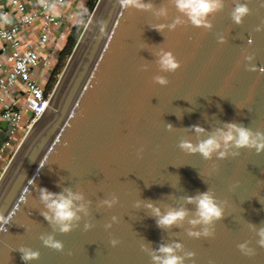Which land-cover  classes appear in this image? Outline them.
I'll use <instances>...</instances> for the list:
<instances>
[{"label":"water","instance_id":"water-1","mask_svg":"<svg viewBox=\"0 0 264 264\" xmlns=\"http://www.w3.org/2000/svg\"><path fill=\"white\" fill-rule=\"evenodd\" d=\"M8 1L0 0V15ZM145 2L156 9L166 6L168 17L135 9L122 13L117 0L98 2L49 106L1 175L0 215L11 220L7 232H0V264H23L16 251L21 246L41 253L32 264H150L140 245L155 248L171 241L196 252L195 261L187 264H264V249L246 227L247 222L264 226V204L259 202L264 203V154L242 150L239 157L209 162L178 147L183 138L196 142L192 125L207 133L226 122L264 130V32L254 31L264 21V0H251V15L241 26L230 18L233 0H225L212 31L184 24L163 34L151 26L169 24L179 13L169 0ZM104 24L105 37L100 32ZM218 34L225 36V44L218 43ZM160 48L180 62L175 74L159 72L154 53ZM248 55L255 59L247 61ZM144 66L147 70H141ZM155 75H165L169 85H155ZM167 124L176 130L167 131ZM0 127L1 147L9 127L6 122ZM232 185L238 186L230 190ZM36 186L55 193L71 188L91 201L90 216L84 218L96 225L91 231H83L82 222L69 235L53 233L65 253L74 255L54 252L39 239L52 228L41 215ZM208 188L228 201L212 239L187 237V223L162 231L143 203L153 202L162 211L185 207L191 213L194 206L182 198ZM112 194L119 203L112 209L99 207ZM112 216L118 222L106 231L103 225ZM113 237L121 241L116 248L109 243ZM245 241L257 247L255 258L237 249Z\"/></svg>","mask_w":264,"mask_h":264},{"label":"clouds","instance_id":"clouds-1","mask_svg":"<svg viewBox=\"0 0 264 264\" xmlns=\"http://www.w3.org/2000/svg\"><path fill=\"white\" fill-rule=\"evenodd\" d=\"M234 7L230 12V18L234 25H243L245 19L251 15L249 4L251 0H233ZM39 3L52 16L60 14L55 3H49L48 0H39ZM169 3L175 7L179 15L169 24H156L151 26L153 30L163 34L165 31H174L178 26L190 24L194 28L212 31L214 28L213 20L224 11L225 0H169ZM122 13L129 9H135L142 12H154L157 17L167 18L168 8L161 6L156 9L153 3L145 2V0H117ZM264 8V3L260 4ZM0 22L8 23V17L0 15ZM99 27V26H98ZM257 33L264 32V21L254 28ZM101 36L105 37L107 26L100 29ZM111 39V36H108ZM218 43L223 45L226 38L223 34H218ZM155 63L159 72L175 74L181 69V64L172 51L160 48L154 53ZM254 55H248L247 61H253ZM141 70H147L146 66ZM251 70V64L248 66ZM155 85L167 87L170 81L165 75H155L152 78ZM238 108V106H236ZM176 129L172 124H167V131L174 132ZM196 134V142L183 138L180 140L178 147L187 155H199L205 161L226 160L229 157H239L242 150L254 151L257 155L264 154V130H253L251 127L236 122H226L224 127L217 128L211 133L199 125H192L189 129ZM207 138H201L203 136ZM143 148L139 149L138 155L142 157ZM213 170H218V166L213 164ZM238 185H232L234 189ZM60 187V183L57 184ZM39 193V201L43 205L44 210L41 212L43 218L52 228V233L42 234L39 239L44 247L58 253L68 256L74 255L72 251L65 253V246L62 241L56 238L55 234L69 235L73 231L80 228L83 222V231L89 232L96 225L91 220H85L90 216L91 201H85V196L80 191H73L71 188H64L59 193L50 191L47 188L36 186ZM187 204L194 206V211L190 213L185 207H166L162 211L155 203L147 201L143 202L148 209L152 218L156 220L157 227L162 231H170L173 228H184L185 223L189 227L185 230L187 237L195 240L212 239L215 237V226L217 222L222 221L225 216V207L227 200H219L216 193L208 188L205 192H198L194 196H186L182 198ZM259 202L262 203L260 200ZM119 203V197L112 194L109 198L99 202V207L107 209L114 208ZM141 202H137L135 207L139 208ZM11 216L5 218L0 215V232H7V226L10 224ZM118 222L116 216H112L110 222L103 225L106 231H111L113 224ZM246 227L252 230L256 236V246L264 249V226L257 227L250 222L246 223ZM199 229V230H195ZM111 247L116 248L121 241L116 238L109 240ZM257 247L251 246L249 241L237 244V249L246 258L253 259L258 255ZM141 251L145 253L150 260V264H187L188 261H195L196 252L185 248L184 244L178 241L169 243H160L158 247H151L150 243H142ZM21 255L23 264H32L41 258L38 250L30 247L21 246L18 250ZM210 264L213 262L210 261Z\"/></svg>","mask_w":264,"mask_h":264},{"label":"built area","instance_id":"built-area-1","mask_svg":"<svg viewBox=\"0 0 264 264\" xmlns=\"http://www.w3.org/2000/svg\"><path fill=\"white\" fill-rule=\"evenodd\" d=\"M31 0H10L8 9L3 10L2 15L12 14L16 17V22L10 27L0 26V44H2L1 54L5 58L4 63H0V121L8 123V140L0 147V177L9 165L15 151L27 136L32 126L40 120L43 113L50 104L52 94L47 93L40 82L34 79V74L40 68H46L48 58L39 54V50L47 45L53 34L69 20L75 19V15L65 16L59 14L52 16L39 3V8L31 10L28 3ZM100 0H97V4ZM55 3L57 7L69 3V0H48ZM37 21L41 23V33L38 40L30 45L24 46L19 35L26 31ZM22 84L24 87L25 104L16 108L10 102L9 97L12 92ZM53 93V92H52ZM23 108L30 111V115H23ZM23 127V136L17 140L20 128ZM13 149L12 155L9 150Z\"/></svg>","mask_w":264,"mask_h":264},{"label":"crops","instance_id":"crops-1","mask_svg":"<svg viewBox=\"0 0 264 264\" xmlns=\"http://www.w3.org/2000/svg\"><path fill=\"white\" fill-rule=\"evenodd\" d=\"M9 2L10 0L8 1V3ZM89 3L90 0H69L68 4L58 7L60 14L65 16H69L70 14H73L75 15V19L69 20V22L62 25L55 32L57 34L55 33L53 34V37L51 38L50 42L39 50V54L45 55L48 58V65L46 68L43 67L38 69L37 72H35L34 74V79L40 82L44 87L45 85L41 81L42 79L41 76L45 74L48 80L50 74L52 75L56 67H58L60 61L62 60L63 52L67 48L71 33L73 29L76 27V25L80 24L79 19L80 17L82 18L83 14L87 12ZM28 7L31 10L38 9L39 8L38 1L31 0L30 3H28ZM7 17L9 22L8 23L0 22V26L10 27L12 24L16 22V17L14 14L11 13V15ZM40 27H41V23L40 21H37L36 23H34V25L30 26L26 31L20 33L19 37L23 42L24 46L30 45L38 40L41 33ZM1 49H2V44H0V63H4L5 58L1 54ZM23 95H24V87L22 84H19L18 87L12 92L11 96L9 97V100L11 103L15 105L16 108H20L25 104V99ZM23 115L25 117H28L30 115V111L26 108H23ZM0 123H3V121H0ZM1 130L2 128L0 127V132ZM23 133H24V129L23 127H21L20 133L16 139V143L17 140L23 136ZM13 152L14 151L12 149L9 152V154L12 155Z\"/></svg>","mask_w":264,"mask_h":264},{"label":"rangeland","instance_id":"rangeland-1","mask_svg":"<svg viewBox=\"0 0 264 264\" xmlns=\"http://www.w3.org/2000/svg\"><path fill=\"white\" fill-rule=\"evenodd\" d=\"M90 1L91 2H97V0H90ZM81 16H82V14H81ZM79 22L80 23L83 22L81 17L79 19ZM55 34H57V33H55ZM78 41H79V39H78ZM74 48L75 47H74L73 44H72V48L70 46L67 48L66 53L62 57V60L60 61L58 67H56V69H55V71H54V73L52 75L50 74V77L48 78V80H47V77L45 76V74L41 76L42 77L41 81L44 83L45 87H47L49 85V83H50L49 87L47 88V90H49V92L46 91L47 93H51L52 94V92L54 91V89L57 86L58 81H59V79H60V77H61V75H62V73H63V71H64V69H65V67L67 65V63H68V60L70 59V57H71V55H72V53L74 51ZM10 151H11V149L9 150V152Z\"/></svg>","mask_w":264,"mask_h":264},{"label":"trees","instance_id":"trees-1","mask_svg":"<svg viewBox=\"0 0 264 264\" xmlns=\"http://www.w3.org/2000/svg\"><path fill=\"white\" fill-rule=\"evenodd\" d=\"M96 4L97 2H91L89 3L88 5V10L86 13L83 14V22L80 23V24H77L76 27L73 29L72 33H71V36L69 38V41H68V45H67V48L70 46L72 48V44L74 45H77V42H78V39H80L84 29H85V26L88 22V20L90 19L91 15H92V12L94 11L95 7H96ZM66 48V49H67ZM66 49L65 51L63 52V56L65 55L66 53ZM50 85V83H49ZM48 85V87H49ZM47 87V88H48ZM49 92V90H47Z\"/></svg>","mask_w":264,"mask_h":264}]
</instances>
